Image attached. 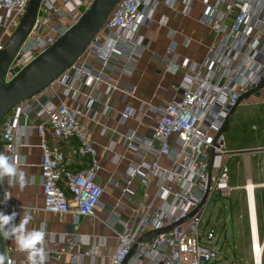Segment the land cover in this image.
<instances>
[{
  "label": "built area",
  "instance_id": "built-area-1",
  "mask_svg": "<svg viewBox=\"0 0 264 264\" xmlns=\"http://www.w3.org/2000/svg\"><path fill=\"white\" fill-rule=\"evenodd\" d=\"M30 1L0 0V53L18 28ZM94 1L41 0L34 23L8 67L4 84H9L76 26ZM161 4L184 17H189L195 4L200 6L199 21L212 36L206 63L200 65L188 59L179 62L173 57L177 44L173 42L167 48L161 61L173 73H184V83L159 112L151 137L141 138L135 132L124 135L132 160L119 180L112 175L104 181L91 135L81 122L82 111L72 107L69 100L76 93V79L84 78L85 86L94 90L99 84L108 85L103 70L88 67L84 57L97 58L104 68L116 62L126 70L137 63L144 47L138 29L154 20ZM166 21L163 17L159 25L165 26ZM185 41L190 42L191 38ZM263 83L264 0H120L81 58L54 83L5 115L0 123V152L16 157L20 131H35L42 153L43 210L56 216L71 215L76 228L84 219L97 218L107 190H122L126 204H119V208L126 210L131 204L132 222L117 234L118 245L106 264H124L142 236L167 228L194 212L170 232L138 244L132 264H214L219 254L202 243L199 227L213 196L230 198L234 190L228 165L232 155L227 151L224 134H218L241 97ZM57 85L65 86V100L59 105L52 100ZM124 92L134 96L133 91ZM259 93H264V88ZM135 115L132 107L122 113L117 134ZM72 143L76 158L88 159L85 169L69 168L66 150ZM108 148L113 151L115 146ZM161 159L169 165L162 166ZM124 160V156L117 155L114 163L118 166ZM21 165L18 161V167ZM250 181L253 182L251 174L247 173V184ZM152 187L157 190L153 197L148 193ZM260 188L264 189V184L255 189ZM138 190H143L140 201L135 199ZM7 197L10 198L5 202ZM245 202L251 236L248 263L264 264V236L260 235L256 193L245 190ZM0 211H16L14 223L21 218V207L1 188ZM203 236L210 242L216 238L215 230ZM3 242L5 264H18L12 259L15 241L3 238ZM67 245L71 249L74 242L69 240ZM56 250L64 252L59 244ZM98 254L97 249L95 255ZM226 264L241 263L234 260Z\"/></svg>",
  "mask_w": 264,
  "mask_h": 264
},
{
  "label": "crops",
  "instance_id": "crops-1",
  "mask_svg": "<svg viewBox=\"0 0 264 264\" xmlns=\"http://www.w3.org/2000/svg\"><path fill=\"white\" fill-rule=\"evenodd\" d=\"M199 16L200 6L198 4L194 5L189 17H184L161 4L154 20L149 25L138 29L139 35L144 38V47L137 63L130 65L126 70H122L123 66L120 63L119 65L111 62L104 68L97 58L84 57L83 62L88 67L97 71L103 70L108 79V85L99 84L94 90L85 86L84 78L76 79V93L71 94L69 103L72 107H79L82 111L81 122L91 135L96 159L103 168L100 173L102 180L107 181L112 175L114 179L119 180L120 174L125 171L132 160V155L126 149L127 143L124 135L135 132L141 138L151 137L152 127L160 118L159 112L175 98V89L184 83V73H173L161 61L167 48L174 42L177 47L173 57L177 61L188 59L205 65L212 36L207 26L199 21ZM163 17L167 18L166 25L160 26L159 22ZM1 32L0 28V34ZM187 37L191 38L190 42L185 41ZM109 85L116 86L118 89L112 90ZM124 91H133L134 96H126ZM64 94L65 86L57 85L52 96L54 104L62 103L65 100ZM243 102L248 106L263 105L264 93H257ZM129 107L136 110V115L126 122L120 131L121 134H117L116 131L120 130L121 115ZM21 124L25 122L22 121ZM113 145L115 148L111 151L108 147ZM66 152L68 153L67 163L71 170H82L87 167L88 159L76 158L74 143L68 146ZM231 152L235 151L231 150ZM117 155L125 157V160L118 166L114 163ZM231 155L229 162L236 156L243 157V163L247 159L246 154L231 153ZM16 157L22 164L19 169L26 174L25 186L21 188L18 182L9 186L5 178L3 182H0V188L8 192L11 198L19 204L22 211L21 218L25 209L30 213L32 219L27 225V230L43 228L45 231L46 264H106L118 245L117 234L124 232L132 222L131 204L126 210L119 208V204H126L122 190H107V194L102 198L97 209V218L84 219L76 228L73 226L71 215L56 216L43 210L40 169L42 153L40 138L35 131L23 129L20 131ZM160 164L166 166L169 162L161 159ZM156 191L155 187H152L148 193L153 197ZM142 198L143 190H138L135 199L140 201ZM20 220L16 222L17 225ZM69 240L74 242V247L71 249L67 245ZM56 244L64 249L63 253L56 250ZM14 247L16 252L12 259L18 264H29L27 252L20 251L15 242ZM97 249L99 254L95 255ZM76 256H80L79 260L74 258ZM128 264H132L131 259Z\"/></svg>",
  "mask_w": 264,
  "mask_h": 264
},
{
  "label": "water",
  "instance_id": "water-1",
  "mask_svg": "<svg viewBox=\"0 0 264 264\" xmlns=\"http://www.w3.org/2000/svg\"><path fill=\"white\" fill-rule=\"evenodd\" d=\"M119 1L95 0L91 8L83 15L76 26L58 40L48 51L25 67L9 84L5 85L4 79L8 67L29 33L41 2V0L30 1L26 14L18 28L8 39L3 51L0 53V123L11 109L46 89L81 58ZM263 88L264 83L241 97L238 104L231 110L218 137L224 134L238 106L243 101L259 93ZM263 151L262 149H258L257 151H246L239 154L251 155ZM193 215H195V212L167 228L149 232L142 236L132 248L124 264H127L133 257L138 244L148 243L156 236L170 232L175 227L189 220ZM0 264H5V247L2 236H0Z\"/></svg>",
  "mask_w": 264,
  "mask_h": 264
},
{
  "label": "rangeland",
  "instance_id": "rangeland-1",
  "mask_svg": "<svg viewBox=\"0 0 264 264\" xmlns=\"http://www.w3.org/2000/svg\"><path fill=\"white\" fill-rule=\"evenodd\" d=\"M226 148L229 153L264 150V104L246 105L242 102L230 126L225 130ZM234 150L235 152H231ZM234 157L229 162L231 186L230 198L214 195L203 215L199 233L202 243L218 252L214 264H226L237 260L249 264L251 245L245 202L247 173L256 185L264 184V151ZM256 203L260 213V235L264 236V189L256 190ZM215 230L216 238L208 241L203 233ZM226 231V237H225ZM251 264V263H250Z\"/></svg>",
  "mask_w": 264,
  "mask_h": 264
},
{
  "label": "clouds",
  "instance_id": "clouds-1",
  "mask_svg": "<svg viewBox=\"0 0 264 264\" xmlns=\"http://www.w3.org/2000/svg\"><path fill=\"white\" fill-rule=\"evenodd\" d=\"M25 176L26 174L18 167L17 157L0 152V182L7 178L9 186L18 182L20 187L23 188L26 182ZM9 198L7 197L5 202ZM17 215L16 211H12L11 214L0 211V236L6 240H14L20 251L27 252L29 264H46L45 231L43 228L40 230H27V225L32 219L28 210H24V215L18 225L14 223Z\"/></svg>",
  "mask_w": 264,
  "mask_h": 264
},
{
  "label": "bare ground",
  "instance_id": "bare-ground-1",
  "mask_svg": "<svg viewBox=\"0 0 264 264\" xmlns=\"http://www.w3.org/2000/svg\"><path fill=\"white\" fill-rule=\"evenodd\" d=\"M255 188H256V186L254 184H252L251 182H249L247 184V187H245V190H249L250 194L254 193V195H255V192H256ZM254 237L256 239V231L255 230H254ZM250 240H251V237H250Z\"/></svg>",
  "mask_w": 264,
  "mask_h": 264
}]
</instances>
